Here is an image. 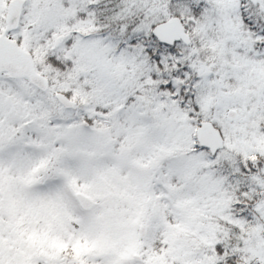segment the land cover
Returning <instances> with one entry per match:
<instances>
[{
  "label": "rangeland",
  "instance_id": "1",
  "mask_svg": "<svg viewBox=\"0 0 264 264\" xmlns=\"http://www.w3.org/2000/svg\"><path fill=\"white\" fill-rule=\"evenodd\" d=\"M210 1L219 13H212L211 8L201 21H188L190 34L197 41L198 51L204 54L206 63V68L199 71L200 77L196 83L201 106L199 115L216 122L223 131L226 147L218 158L228 157L233 152L245 160H251L264 155V43L255 44L250 31H246L248 23L241 19L236 0ZM3 2L0 0V9ZM73 13L72 7L67 8L58 0H29L22 29L13 37L24 36L23 45L26 48L30 45L40 57L42 50L35 47L39 36L54 28L56 34L51 44L59 46L69 30L64 18ZM247 14L252 17V13ZM76 27L85 31L91 29L88 22ZM146 29L148 31L149 27ZM70 53L74 59L71 82L75 83L83 76L82 84L77 82V87L70 88L77 109L81 114L87 112L89 116L99 114L101 118L113 121V127L100 128L92 133L79 131L73 125L65 130L48 126L47 130L44 123L49 120L51 123L57 122L58 108L53 101L50 102V96L42 101L38 98L33 101L35 91L27 81H19L10 83L11 88L7 89L0 85V148L8 145L10 137L18 145L24 143L29 139V133L33 132V138L38 142L28 145L38 153L40 167L30 170L32 179H39L41 174L38 170L42 173L49 165L52 169L48 179L64 178L61 184L64 192L57 196L58 207L59 201H65L67 192L71 191L72 195L82 191L95 199L120 194L123 199L119 202L117 196L111 199V204L122 206L118 210L120 229L112 227L105 218L98 220V213L73 219L53 214L52 220H44L43 217L33 223L34 226L37 223L46 227L56 226L53 233L57 238H73V242H76L75 235L83 231L81 226L91 227L93 230L88 235L94 232L98 237L96 248L90 251L93 261L99 259L107 264H134L133 254L139 253L137 249L140 244L137 228L141 223H147L146 242L153 240L159 232L166 233L167 241L173 245L172 250L149 260V263L171 264L176 259V262L184 264H209L212 259L207 254L197 251L196 254L189 241L177 238L180 231L186 230L205 241L213 239L215 228L206 229L197 225L198 211L202 210L214 212L228 220H241L233 218V213H230V206L235 201L228 189L230 184H227L225 177L208 169L216 160L210 162L204 152L191 150L196 143V129L188 109L174 108L172 114L164 119L167 112H163L169 109L163 110L161 101H147L143 113L119 115L117 111L135 90L133 86L137 84L139 76L144 74L141 63L100 38L79 39L75 51ZM41 72L46 75V68ZM3 84L7 85L6 82ZM59 88L69 89V84L58 82L52 90ZM28 93L32 101L25 103L22 99ZM174 104L173 101L169 106H176ZM98 107H101L100 110ZM229 109L239 114L234 121L226 117ZM62 115L66 120L76 121L79 113L68 111ZM142 115L152 116L153 120L146 123L140 119ZM31 116L32 122L29 121ZM48 133L52 134L51 141ZM60 134H63L62 138ZM27 160L28 154L20 162ZM76 172L83 178L81 184L70 176ZM181 180L187 182L184 189L174 185V181ZM1 182L3 180H0V188L3 187ZM35 183L32 187L21 185L22 190L10 188L19 195L18 198L16 194L13 195L17 198L15 205L25 209L24 205L29 203L26 198L30 196V189L34 190ZM262 197L258 208L264 221V195ZM46 203L56 206L51 198ZM22 211L26 220L32 223L35 218L33 210ZM14 218L16 215L13 214L5 216L1 224L14 223ZM252 224L246 228L250 239L243 238L245 247L251 254L264 259L263 240L255 236L262 232L263 226L256 220ZM242 227L245 228L244 223ZM9 245L7 241L0 243V264L37 262L33 259V252L28 253L21 248L9 249ZM109 250H113L110 255Z\"/></svg>",
  "mask_w": 264,
  "mask_h": 264
},
{
  "label": "trees",
  "instance_id": "2",
  "mask_svg": "<svg viewBox=\"0 0 264 264\" xmlns=\"http://www.w3.org/2000/svg\"><path fill=\"white\" fill-rule=\"evenodd\" d=\"M68 1L58 0L61 5L66 7L69 6ZM193 2V0H77V13L73 17L67 16L64 18L65 25L69 27V30L59 46L51 44L54 41V34H56L54 28H50L39 36L40 43L37 41L38 47L42 46L43 48L41 68L45 67L47 69L48 76L53 84L58 82L70 83L74 70V59L70 52L75 51L78 41L82 37H86V39L100 38L119 47V49L124 48L131 57L145 59L146 66L142 67L145 72L139 79V83L142 82V85L135 89L136 92L133 90L130 93L132 95L137 94L138 100H140L139 95L147 96V89L150 87L152 88L151 99H157V95L161 94L164 97L175 96L179 99H185L187 102H193L194 96L191 87L193 81L197 78V70L191 68V66L197 64V59L181 54L179 51L181 46L167 48L160 46L151 31H146L148 26H153L155 22L161 21L166 14L183 15L184 17L197 19L203 13H190V11L184 10H194L195 7L191 6ZM253 17L264 41V13H252ZM85 20L92 23L93 29L85 31L74 27L77 22ZM149 69L153 79L150 84L144 80L148 77ZM186 74L189 75L186 76ZM82 79L83 76L72 86H75L77 82L80 84ZM176 80H178V84ZM5 87L6 89L9 88ZM70 88H63L62 91L72 95L73 90H70ZM44 98L45 96H40L41 101ZM25 100L30 102L31 96L29 93L26 94ZM95 120L97 119H90L92 122ZM25 144L28 143L25 142ZM7 161L10 163V160ZM0 165V170L3 171L5 164L3 165L1 161ZM26 167L27 164L21 169L23 170L22 175H25L24 178L28 177L26 176ZM214 169H216L215 172L218 175L226 178L227 184H230L228 189L231 190V193L233 192L235 199V208L232 209L233 218L241 221L224 219L210 211H198L197 225L206 229L215 228V237L210 241H204L191 232L182 230L177 238L180 241H189L196 254L198 252L199 254L209 255L212 258L209 264H264L263 257L251 254L245 247L246 243L244 241V239H250L246 228L251 227L252 222L256 220L263 227L262 232L256 233L255 236L262 238L264 246V221L261 219L257 208L261 204L260 197L264 192V188L261 187L264 182V177H262L264 173V155L245 160L241 155L233 153L230 158L219 160ZM17 178L15 172L9 175L0 174V180L4 182H1L3 187L0 188V241L11 242V246L23 245L28 252L39 255L48 239L52 241L53 238L40 231L33 224L38 216L35 208V205L38 206L35 203L39 196L38 191L32 195L28 205H24L25 209L14 204L19 195L10 188H14V186L20 188ZM14 194L17 196L16 199L13 196ZM26 199L29 201L28 198ZM22 210H29V212L33 210L35 218L32 223L26 220ZM10 214L16 215L14 223L1 224V220ZM242 223L245 224V228H241ZM166 237V233L162 235L158 232L156 239L151 240L145 246V257L162 255L172 250L173 245L167 241ZM56 243L60 244L59 242ZM182 251L187 250L182 249ZM171 264L184 263H181V261L176 262L175 259Z\"/></svg>",
  "mask_w": 264,
  "mask_h": 264
},
{
  "label": "water",
  "instance_id": "3",
  "mask_svg": "<svg viewBox=\"0 0 264 264\" xmlns=\"http://www.w3.org/2000/svg\"><path fill=\"white\" fill-rule=\"evenodd\" d=\"M252 1L255 2L256 0ZM24 4L25 0H12L10 2L8 13L6 14V32L18 28ZM153 28L154 35L163 43L173 44L177 40L190 43V38L186 34L185 27L178 17H172ZM33 64L34 60L30 53L23 50L15 41L7 38L5 34L0 35V74L7 72L8 76L13 78H28L37 88L47 91L49 87L47 78L38 74ZM56 97L66 108L74 106V102L69 100L65 94L57 93ZM236 115L237 113L234 110H230L226 117L233 120L236 118ZM197 136L199 144L210 148L212 153H215L217 149H220L224 145L221 132L209 121L201 123L197 129ZM76 196L86 210H90L97 205L96 202L81 193H78ZM139 231L141 238H145L147 226H140ZM137 258L139 259L138 256Z\"/></svg>",
  "mask_w": 264,
  "mask_h": 264
},
{
  "label": "flooded vegetation",
  "instance_id": "4",
  "mask_svg": "<svg viewBox=\"0 0 264 264\" xmlns=\"http://www.w3.org/2000/svg\"><path fill=\"white\" fill-rule=\"evenodd\" d=\"M261 1H264V0H261ZM6 3H7V1L5 0V2H4L3 4H1L2 7H1V9H0V13H2V14L0 15V18H2L3 13H5V11H4V6H5ZM0 25H1V24H0ZM89 262H91V263H95L96 261L91 260V261H89ZM46 264H50V263L46 261ZM51 264H52V263H51ZM53 264H54V263H53Z\"/></svg>",
  "mask_w": 264,
  "mask_h": 264
}]
</instances>
